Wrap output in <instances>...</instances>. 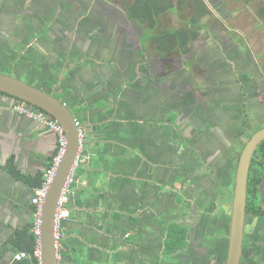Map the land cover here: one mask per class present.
Instances as JSON below:
<instances>
[{"label": "crops", "instance_id": "1", "mask_svg": "<svg viewBox=\"0 0 264 264\" xmlns=\"http://www.w3.org/2000/svg\"><path fill=\"white\" fill-rule=\"evenodd\" d=\"M71 1L59 6L60 21H65L63 14L80 19L91 8H75L78 3L73 5ZM115 1L124 6L133 2ZM117 2L112 7H118ZM171 12L178 13L171 10L163 15ZM159 27L173 29L162 23ZM36 30L43 33L45 28L37 26ZM205 30L206 23L200 31ZM91 35L93 41L72 48L73 55L60 50L52 35H48L53 42L49 46L33 40L34 51L46 49L45 58L26 61L25 66L29 72H37L35 68L41 64L60 69L65 65V70L49 75V84L61 87L56 96L70 107L82 129L78 164L68 194L70 216L62 224L64 236L57 248L60 264H226L228 235L226 239L221 233H208L200 215L185 213L191 207L194 184L209 172L194 169V148L186 154L178 146L187 136L171 128L186 129L187 120L182 124L173 121L177 110L164 106L169 97L158 95V83H151L147 93L141 95L133 91L137 81H142V87L147 85L148 79L143 76L133 73L131 78L116 82L112 72L116 56L110 58L109 46L99 44ZM57 56L65 57L54 62ZM36 82L42 85L39 79ZM56 150L57 136L52 128L17 113L0 100V264H19L29 258L26 252L27 257L21 259L15 255L24 252L19 249L24 232H32L31 197L38 187L34 181L43 178ZM181 153L186 156L180 157ZM211 155L209 151L213 159ZM185 160L186 173L180 172L184 168L181 161ZM199 160L205 164L202 158ZM219 162V171L226 166L231 170V159L227 164ZM223 179L224 184L229 183L230 174ZM189 184L193 185L191 189ZM171 223L182 224L186 237L181 248L166 253ZM258 256L264 257L263 247L256 249L254 259ZM259 262L263 264V258Z\"/></svg>", "mask_w": 264, "mask_h": 264}, {"label": "flooded vegetation", "instance_id": "2", "mask_svg": "<svg viewBox=\"0 0 264 264\" xmlns=\"http://www.w3.org/2000/svg\"><path fill=\"white\" fill-rule=\"evenodd\" d=\"M2 2L3 4H1ZM71 2L73 5L78 3L77 5L79 6H74L75 8L85 5H91V8L86 10L88 14L84 17L80 16V19H78L76 16H72L74 14L68 16L63 14L62 16L65 18L62 19L65 21H51V19L48 18L50 15H52L50 8L55 7L60 9L59 6L61 3L67 4V0H0V71L10 73L20 79L24 78L23 80L28 79L25 81L47 92H51L56 96L59 94V88L61 89V87L57 88L55 84H49V81H51L49 75L53 73L57 74L59 71L61 72V70H65V65L63 64L60 69L58 67H53L51 64L50 68L45 64H41L39 67L35 68L37 72H29L27 68H25L27 65L26 61L31 63L33 61L43 59L46 49L44 52L39 51L38 53V51L33 50V47L26 46L33 40L38 42V45L41 44L43 46H49L51 42H49L50 38H48V35H52L51 37L53 40L59 43L60 50H63L66 55H73L75 52H73L71 49H75L74 47L80 43H85L86 40L89 41L92 39L89 38L90 34H92L91 36H93L99 44L102 43L109 46L107 49L109 51L108 53L111 55L110 58L116 56L117 65H115V68H112L116 82H120L122 79H127V77L131 78L133 73H137L140 75V77L143 76L144 78L148 79V82H146L147 85L142 87L140 85L142 81H137L135 84L136 89H134L133 94L136 93L144 95L147 93V88L151 83H158V90L160 89L158 95H160L163 99L169 97V99L165 101L164 106L166 104L169 108H173L174 110H177V112L180 111V114H178L177 117H181L182 120L186 117V127H189L191 120L195 123H201L204 121L203 118H200L199 121V116L193 114V110L198 104L200 105V110L198 113L202 115V113L206 112V110L203 102L199 99V93L196 92L197 85L193 86L190 83V75L196 76V69L198 66H201V69L203 70L202 75L205 76L210 83L208 95H216L218 91H220V89H216L220 87V81L217 77V70L215 71V67L209 69L208 66V63L214 61L216 58L214 59L207 52V50H205L206 47H209L206 46V41H204L202 44H199V36L190 42L189 48L186 52L181 53L177 50L166 53L158 52L155 49L154 44H152L147 38H144V34H142V25H140L136 20L128 17V9L127 6H124V4H120L115 0H72ZM113 2H117L116 4L118 7H112ZM208 8L211 12L209 16L213 13L217 14L218 10L220 9L219 6H216L215 8L212 7V10L210 6H208ZM7 12L12 13L11 15L17 14L18 16H21L22 21L26 20L29 23L37 19L39 21L37 26H40L41 30L45 28V31L43 33H41L42 31L39 30L33 32L31 31V25H28L26 29L19 32L17 31V35L19 36L22 33L23 37L25 38V35L28 34L30 37L32 36L31 41L27 42L22 38L21 40H17L16 43H10L6 39V34L1 28L2 23L5 21L3 14H7ZM212 18L215 20L214 14L212 15ZM81 21L84 22V25ZM210 25L211 23L206 24V30L208 28L217 27V23H212V26ZM210 31L211 30H208L207 32ZM227 40L228 39H225L222 43L225 45ZM92 41L93 39L90 42ZM19 44H26V46L21 47L23 49L20 47L17 49L16 47L19 46ZM69 46L71 47L69 48ZM245 50H248L247 46L245 47ZM65 56H57V58L55 57L54 62H60ZM235 56L238 60V55ZM227 58L231 59L230 56ZM123 59H126V62H123ZM131 65H137L136 70L130 68ZM33 69L34 67L31 66L30 70L33 71ZM25 73L26 75H30V78H27L26 76L22 77ZM259 74H261V76L264 78V72H260ZM37 79L40 80L42 85L37 84ZM245 92L246 90L243 88L242 92H240L241 95H239L240 99L238 97V99L235 100L237 103L238 101L240 104L242 103L241 98L247 95ZM221 93L224 95L223 91H221ZM224 96L229 98L230 101H233L232 97H227L226 95ZM0 100L1 102L10 106H13L16 102L21 101L2 92H0ZM206 114L207 119L211 120L212 116L207 112ZM181 119H177V122L180 124L183 123ZM234 119H236V116H233L232 114L228 119L226 118L223 121L226 126L224 130L221 129V132H217L216 136L213 134L214 131L211 133L208 132L206 136L208 139H211L213 143L214 137H220L221 139H224V141H221L222 147H225L224 144L227 142V137H233L237 139L238 143L241 144L240 148L234 154V156L236 155L235 163L237 165L239 154L246 142L245 140H247L252 133L264 126V118L258 119L254 122L260 123L257 129L254 127L250 128L253 123L252 125L246 124L241 126L240 132H237L238 125H236L234 128L232 127ZM216 126L218 127V125ZM171 129H173L174 132L177 130V133H185V129H176L175 125L172 126ZM194 135L195 134L191 135L192 142L194 141ZM241 136L244 137V141H242ZM195 142L197 143V145L194 146L195 154L198 151L200 156L196 157L195 155L196 160H194L193 166L194 169H198L201 165L199 158H202V161L206 162L210 156H208L209 151L205 146L206 143L204 140ZM190 153L192 152L190 151ZM210 160L213 161L212 157ZM224 164H227V161H225ZM230 183L231 179L229 180V183H225L224 185L228 191ZM230 195L232 198V191L228 192L227 197L229 200H226L224 204V210L226 211L228 207H231ZM257 204L259 205L260 210H262L261 212L256 211L257 209H252L251 211L250 208L245 213L241 254L243 256L241 257V260L242 258L244 260L243 262L241 261L240 264H244V261H247L248 264H261L259 262L261 258H263L264 261L263 256H258L256 258L257 260L254 259L256 249L258 247L264 248V179L258 183ZM201 219L203 225L205 223L207 232L210 233L213 228L212 223H214L213 217L201 216Z\"/></svg>", "mask_w": 264, "mask_h": 264}, {"label": "rangeland", "instance_id": "3", "mask_svg": "<svg viewBox=\"0 0 264 264\" xmlns=\"http://www.w3.org/2000/svg\"><path fill=\"white\" fill-rule=\"evenodd\" d=\"M211 1L212 0H207V5L211 7V10L216 6H219L220 9L217 14L213 13L215 20H213L212 14L204 19V22L206 24L211 23L210 26H212V23H217V27L208 28L206 31L200 32L198 43L200 42L199 44H202L206 41V46L209 47H206L205 50H207L214 59L216 58L214 61L208 63V66L209 69L215 67V71L217 70L220 87L216 89H220V91H218L216 95H208L210 83L209 80L202 75L203 70L201 66L197 67V72H195L196 76L190 75V83L193 86L197 85L196 92L200 95L199 99L203 102L206 112L212 116V119H207L206 112H203L202 115L198 113L200 110V105L198 104L193 110V114L199 116V121L200 118H203L204 121L195 123L191 120V124L189 127H186V132L183 133L187 136L185 141L178 145L183 153L187 154V152H192L190 149L194 148L197 144L192 142L189 136L195 134L197 136L195 141L204 140L206 148L213 156V161H209L210 158L208 157V161H206L205 164H201L197 171H209L204 176V180L202 181L203 177H201L198 182L199 184H194V186L189 184V188L191 189L193 186L194 189L190 192L192 197L189 198L191 200V207L189 206L185 213L195 217L199 215L218 216L217 213L219 209L225 204L224 198L227 197V188L224 187L223 178L228 176L231 171L235 170L236 163L232 161V158L241 145L238 143L237 139L227 137V142L224 144L225 147H222L221 141H224V139L214 137L213 143L211 139L207 138V133L214 131L213 134L216 136L217 132H221V129L224 130L226 126L223 121L226 118L228 119L232 114L236 116L232 127L234 128L238 125L237 132L241 131V126L246 124L252 125V123L253 125L250 128L254 127L257 129L260 123L254 122L264 118V78L261 76L262 73L259 74L260 72H264V18L258 15V9L262 5V0H250L249 2L246 0ZM1 4H3V2ZM60 10L61 9H57L53 11L52 15L48 18L51 19V21L60 20ZM190 11L191 9L189 8L179 11L177 14H175V12L167 13L160 17V23L165 27L178 28L182 25L184 19L189 16ZM11 14L10 12L3 14L5 21L2 23L1 28L6 34V39L10 43H16L17 40H21L22 38L27 42L31 41L32 36L30 37L26 34L24 38L22 33L18 36L17 31H22L26 29L28 25H31V31L35 32L39 21L36 19L29 23L26 20L22 21L21 16ZM142 30V34L145 35L147 26L143 25ZM208 30L211 31L207 32ZM225 39L228 40L224 45L222 42H224ZM33 44L34 41H31L27 46L26 44H19L16 48L18 49L24 46L32 47ZM246 46L248 50H245ZM235 55H238V60ZM229 56L231 59L227 58ZM106 67L105 65L104 68ZM130 68L136 70L137 65H131ZM243 88L246 90L245 93L247 95L241 98L242 103L240 104L239 101L237 103L235 100L238 99V97L240 99L239 95H241L240 92H242ZM221 91H223L224 95L227 97H232L233 101H230L229 98L222 95ZM178 114H180V111L176 113V117ZM176 117L173 121L181 119V117ZM184 119H186V117ZM216 125H218V127ZM242 141H244V137H242ZM184 142H186V144H184ZM186 147H190V149H186ZM183 153H181L180 157L186 156V154L183 155ZM195 155L196 157L200 156L198 151ZM229 159H231V170L226 166L220 168L221 171H219V161L224 163ZM187 165V160L181 161V167L184 166V170L182 169L180 172L184 171L186 173L185 167L187 168ZM209 190H211L212 199L209 198L211 196L208 197L207 193ZM198 203H200L201 206H199ZM180 212L181 215L184 214V211Z\"/></svg>", "mask_w": 264, "mask_h": 264}, {"label": "water", "instance_id": "4", "mask_svg": "<svg viewBox=\"0 0 264 264\" xmlns=\"http://www.w3.org/2000/svg\"><path fill=\"white\" fill-rule=\"evenodd\" d=\"M0 92L24 101L33 108L44 111L57 119L65 130L66 149L42 207L40 235V264H60L53 234L54 215L58 197L66 183L67 177L77 166L75 160L80 147L78 131L80 124L64 100L10 73L0 71ZM263 140L264 126L251 134L238 157L231 201L226 264H240L249 166L255 149Z\"/></svg>", "mask_w": 264, "mask_h": 264}, {"label": "trees", "instance_id": "5", "mask_svg": "<svg viewBox=\"0 0 264 264\" xmlns=\"http://www.w3.org/2000/svg\"><path fill=\"white\" fill-rule=\"evenodd\" d=\"M132 4L127 6L128 17L136 20L140 25L147 26V32L144 38H147L158 52L166 53L171 51L186 52L191 41L198 38L201 28L205 25L210 12L208 5L204 0H132ZM250 1V0H246ZM191 9L189 16L184 19L182 26L173 29L160 28V17L171 10L181 11ZM258 15L264 18V0L258 9ZM55 154V153H54ZM53 158V157H52ZM52 160V159H51ZM235 170L230 173L231 183L229 191H232L234 184ZM264 179V140L255 149L248 173L247 180V198L246 211L251 208L261 212L257 204L258 183ZM40 186L42 178L34 181ZM228 195V193H227ZM229 200L224 198V202ZM232 201L230 195V203ZM225 205L219 209L218 216L213 215L214 223L210 234L221 233L222 237L227 239L229 233V221L231 207L224 210ZM186 237V228L180 223H171L167 228V237L165 241V252H172L184 245ZM22 244L19 249L29 254V258L19 261V264H40L38 256L34 254L36 249V238L32 232H24Z\"/></svg>", "mask_w": 264, "mask_h": 264}, {"label": "built area", "instance_id": "6", "mask_svg": "<svg viewBox=\"0 0 264 264\" xmlns=\"http://www.w3.org/2000/svg\"><path fill=\"white\" fill-rule=\"evenodd\" d=\"M13 110L17 113L26 116L27 118L34 119L39 121L40 123L52 128L57 136V150L53 155L50 165L46 169L42 183L40 186L34 189L33 195L31 197V204L34 206V220L31 226V231L36 238V249L34 254L38 256L40 260V235H41V215H42V207L45 202L47 191L52 183V180L56 174L57 168L61 162V158L66 149V135L63 126L55 119L51 117L47 113L37 108L31 107L30 104L25 102H16L12 106ZM79 131V138L81 144L82 138V129L81 127L78 128ZM75 164H78V155L75 160ZM74 180V169L70 172L69 176L67 177L66 183L61 190V193L57 200V205L55 209L54 215V239H55V246H58L61 243V239L64 236V232L62 230L63 222L70 216V210L68 208V194L69 189L72 181ZM17 259H21L27 257L25 252H20L15 255Z\"/></svg>", "mask_w": 264, "mask_h": 264}]
</instances>
